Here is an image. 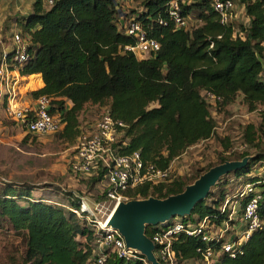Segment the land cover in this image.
<instances>
[{
  "label": "trees",
  "instance_id": "16d2710c",
  "mask_svg": "<svg viewBox=\"0 0 264 264\" xmlns=\"http://www.w3.org/2000/svg\"><path fill=\"white\" fill-rule=\"evenodd\" d=\"M132 1L137 7L127 13V18L139 22L147 37L160 43L156 53L144 58L126 49L137 37L126 33L129 22L120 24L118 0H57L51 7L41 0L34 2L29 15L17 18L18 31L29 35L31 53L19 72L41 74L44 81V86L31 91L30 96L34 100L51 98V112H61L65 123L60 136L74 142L86 105L107 106L111 116L124 123L119 142L126 145L121 152L140 151L145 161L168 169L189 148L217 134L212 104L203 91L221 97L216 104L220 109L234 104L241 94L248 110L258 112L261 118L259 126L251 122L245 126L241 152H231L232 139L223 138L224 152H218L215 162L198 168L189 181L175 176L168 182L140 185L128 194L131 199L166 198L182 192L212 166L252 155L245 167L221 178L189 217L178 219L197 224L207 218L213 229L240 225L244 232L245 205L254 195H260L259 214L264 220V171L255 172L259 163L264 167V0H238L251 22L245 36H237L232 25L220 23L210 0L183 3V15L188 20L185 29L170 17L171 0ZM11 58L9 52V63ZM103 178L102 172L88 178L90 190ZM234 184H253L256 190L237 196L234 204L228 199L229 187ZM34 190L24 184L0 183V229L9 225L27 235L21 264H93L101 232L70 209L78 205L74 193L68 194L67 209L63 204L36 199ZM105 198L100 193L96 201ZM236 207L243 220L232 216ZM174 223L173 218L168 226ZM158 229L159 225L148 226L147 234L152 237ZM241 237L237 234L234 241ZM224 241L215 245L203 241L201 235L182 232L173 241L177 264H200L201 250L210 245L220 249ZM104 264L142 262L110 254ZM218 264H264V229L253 231L235 256L225 253Z\"/></svg>",
  "mask_w": 264,
  "mask_h": 264
},
{
  "label": "built area",
  "instance_id": "2783aa9c",
  "mask_svg": "<svg viewBox=\"0 0 264 264\" xmlns=\"http://www.w3.org/2000/svg\"><path fill=\"white\" fill-rule=\"evenodd\" d=\"M45 6L55 5L57 0H41ZM201 0H171L169 14L172 20L180 28L188 27V20L183 15V3L191 4ZM215 12H217L220 23L223 26H233L236 18V3L234 0H210ZM128 35H135L137 41L134 45L126 46V49L139 58L148 57L160 49V43L153 38H148L145 31L134 19H130L127 27ZM12 63L7 60L8 53H4L5 62L0 66V96L7 100V111L12 118L20 125L25 126L26 131L32 135H50L61 131L64 128V121L61 112H51V98L40 96L34 104L21 106L18 103V91L21 85L19 67L25 65L31 56L29 51V35L20 32L13 34ZM11 66L14 68L11 69ZM264 82V74L262 76ZM212 105H216L221 97L210 90H204L202 94ZM124 123L115 120L109 112H106L91 128H81L76 141L73 160L70 171L79 179H88L94 175L104 173L102 194L106 198L95 203L90 202L86 196L74 193L78 205L70 209L80 218H86L101 236L97 239L94 252L95 261L93 264H104L107 256L116 254L125 261L139 260L142 264H152L146 257L128 249L123 235L116 229L107 227L108 221L115 207L122 201L130 200L128 192L140 185H156L171 181L175 176L171 167L161 169L151 161H145L140 151L123 154L121 148L126 143H120L123 135ZM253 184H247L239 196L244 197L255 192ZM260 195H254L246 203L244 209V220L246 230L242 239L238 242L226 239V229L218 227L213 229L208 219L197 224L186 223L176 220L171 226H161L153 234L151 239L156 244L154 251L160 264H177L176 251L173 248V241L182 232L186 234L201 235L205 242H215L220 249L208 246L200 251V264H218L225 253L236 255V249L244 240H247L253 231L264 229V220L259 214ZM229 200L226 201L225 207Z\"/></svg>",
  "mask_w": 264,
  "mask_h": 264
},
{
  "label": "rangeland",
  "instance_id": "374dc122",
  "mask_svg": "<svg viewBox=\"0 0 264 264\" xmlns=\"http://www.w3.org/2000/svg\"><path fill=\"white\" fill-rule=\"evenodd\" d=\"M234 1L236 11H240L239 20L236 19L234 25L237 28L245 29L243 22L246 17L241 16V4L238 0ZM118 6L121 11L120 24L127 25L130 20L127 18V13L137 7L136 3L132 0H119ZM10 20L12 21V19ZM241 21L242 23H240ZM9 23L13 24L10 21L4 23L3 32L9 29L6 26ZM17 30L16 26L11 28L7 36L0 37V41L9 42L10 40L12 42V35ZM2 54L0 51V57ZM2 61L3 59L0 58V66ZM22 81L21 79L20 87H22ZM106 112H108L106 106L87 104L79 116L80 129L91 128ZM211 112L217 121V134L210 140L192 146L181 158L176 159L171 167L174 176L189 181L196 176L198 168L215 162L218 159V152H224L223 138L232 139L233 149L231 152H241L245 126L250 122L256 126L261 124L259 113L248 110L241 94L234 104L225 109L211 105ZM61 132L50 135L29 134L25 126L17 124L7 111V100L0 103V183L24 184L34 187L33 195L36 199L44 198L48 202L63 204L67 209L70 206L69 192L82 194L90 202L95 203L97 195L102 192L103 184L95 185L90 190L89 179H79L71 173L70 165L77 139L75 142L64 139L60 136ZM261 147L264 148V142ZM260 164L255 172L264 171V167H259ZM244 187L237 186V184L230 186L228 199L232 201L237 196L240 197L239 194ZM235 203L237 202L234 201ZM235 210L238 214V207ZM178 219H180L178 216L174 218L175 221ZM225 229L227 230L226 239L232 241L234 231L227 225ZM26 248L27 235L25 231L13 230L9 225L0 229V264H21ZM181 264L197 263L196 261H185Z\"/></svg>",
  "mask_w": 264,
  "mask_h": 264
},
{
  "label": "water",
  "instance_id": "95a60500",
  "mask_svg": "<svg viewBox=\"0 0 264 264\" xmlns=\"http://www.w3.org/2000/svg\"><path fill=\"white\" fill-rule=\"evenodd\" d=\"M252 158L249 155L212 166L187 184L182 192L166 198L149 196L122 201L115 207L107 227L116 229L123 235L128 249L146 257L152 264H160L154 253L156 244L147 234V227L168 226L177 216L189 217L196 205L208 197L221 178L242 169Z\"/></svg>",
  "mask_w": 264,
  "mask_h": 264
},
{
  "label": "crops",
  "instance_id": "0c3cea01",
  "mask_svg": "<svg viewBox=\"0 0 264 264\" xmlns=\"http://www.w3.org/2000/svg\"><path fill=\"white\" fill-rule=\"evenodd\" d=\"M34 2H35L34 0H0V37L7 36L9 34V32L11 31V28H14L15 26L17 27V18L18 17L29 15L33 11ZM240 7L242 9L241 16L246 17L245 21L243 22L245 24V29H242V27L237 28V26L234 25L235 34L237 36H245L247 34V31H248V28H249L251 22H250L249 17L245 13V8L242 5H240ZM239 14H240V11L239 12L236 11L235 20L236 19L239 20ZM10 19H12V21ZM9 21L13 22V24L9 23V25H6L7 27H9V29L6 30L5 32H3L4 23L9 22ZM240 23H242V21ZM17 29H18V27H17ZM12 32H11V34H12ZM16 32H19V31L17 30L14 33H16ZM11 45H12V47H11ZM12 48H13V40H12V42H10V40H9V42L0 41V51L3 53L2 56L0 57L3 59L2 63L5 62V60L3 58L4 53L10 52L12 50ZM21 77H22L21 79L23 81H22V87H20L19 91H18V99H17L18 103L21 106L34 104L35 100L32 99V97L30 96V92L34 91V90H38L44 86V81H43L42 75L41 74H33L30 76L21 75ZM2 102H3V98L0 96V103H2ZM175 160L173 161V163L175 162ZM172 164H171V167H172ZM235 209L233 210L232 216H234L235 219H242L243 220L242 216H240L239 214H236ZM229 227H230V229H232L234 231L233 237H236L237 234H241V236H243L244 232L240 230V225H236V226L230 225Z\"/></svg>",
  "mask_w": 264,
  "mask_h": 264
},
{
  "label": "bare ground",
  "instance_id": "6f19581e",
  "mask_svg": "<svg viewBox=\"0 0 264 264\" xmlns=\"http://www.w3.org/2000/svg\"><path fill=\"white\" fill-rule=\"evenodd\" d=\"M34 82V81H33Z\"/></svg>",
  "mask_w": 264,
  "mask_h": 264
}]
</instances>
